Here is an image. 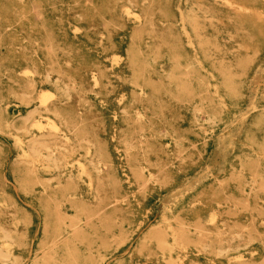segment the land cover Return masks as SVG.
<instances>
[{
	"label": "rangeland",
	"instance_id": "374dc122",
	"mask_svg": "<svg viewBox=\"0 0 264 264\" xmlns=\"http://www.w3.org/2000/svg\"><path fill=\"white\" fill-rule=\"evenodd\" d=\"M0 264H264V0H0Z\"/></svg>",
	"mask_w": 264,
	"mask_h": 264
},
{
	"label": "bare ground",
	"instance_id": "6f19581e",
	"mask_svg": "<svg viewBox=\"0 0 264 264\" xmlns=\"http://www.w3.org/2000/svg\"><path fill=\"white\" fill-rule=\"evenodd\" d=\"M143 1H144V0H143ZM226 2H227V1H226ZM231 6H232V5H231ZM126 8H127V7H126ZM128 10H129V8H128ZM249 10H250V9H249ZM125 12H126V11H125ZM127 12H128V11H127ZM128 13H129V12H128ZM126 14H127V13H126ZM129 14H130V13H129ZM129 14H128V15H129ZM255 14H256V13H255ZM259 16H260V15H259ZM126 19H127V18H126ZM183 28H184V27H183ZM186 39H187V37H186ZM187 44H188V43H187ZM190 45H192V44H190ZM191 47L193 48V46H191ZM193 49H195V48H193ZM94 77H95V76H94ZM43 95H44V94H43ZM43 95H42V96H43ZM44 97H46V96H44ZM47 97H48V96H47ZM48 98H49V97H48ZM48 98H47V99H48ZM38 100H40V99H38ZM42 100H43V99H41V101H42ZM40 103H41V102H40ZM5 108H7V107H5ZM7 112H8V111H7ZM28 115H29V114H28ZM240 115H241V114H240ZM49 120H50V119H49ZM47 121H48V119H47ZM36 123H38V122H36ZM46 124H47V123H46ZM48 124H49V123H48ZM51 124H52V123H51ZM33 125H34V123H33ZM33 125H31V126H33ZM37 125H38V124H37ZM31 126H30V127H31ZM42 126H43V125H42ZM53 126H54V125H53ZM56 126H57V125H56ZM37 127H38V126H37ZM40 127H41V126H40ZM40 127H39V130H42V128H40ZM50 127H51V125H50ZM51 129H52V128H51ZM53 129L55 130V128H53ZM65 137H68V136H65ZM15 141H16V140H15ZM16 142H17V141H16ZM19 142H21V141H19ZM21 143H22V142H21ZM33 145H34V144H33ZM32 147H33V146H31V148H32ZM35 147H36V145H35ZM26 148H27V147H26ZM35 149H36V148H35ZM35 149H34V150H35ZM38 149H39V148H38ZM31 150H33V149H31ZM23 152H24V151H23ZM36 152H37V151H36ZM36 152H35V153H36ZM26 153H27V152H26ZM35 153H34V154H35ZM24 154H25V153H24ZM20 156L22 157V155H20ZM25 156H27V154H26ZM25 156H23V157H25ZM53 157H54V156H53ZM57 158H58V157H57ZM50 159H51V158H50ZM52 161H53V160H52ZM79 163H80V162H79ZM80 164H81V163H80ZM80 164H78V165L80 166ZM82 165H83V164H82ZM80 167H81V166H80ZM82 167H83V166H82ZM50 169H51V168H50ZM82 169H83V168H82ZM64 171H65V170H64ZM83 172H84V171H83ZM80 173H81V172H80ZM40 185H41V184H40ZM183 185H185V184H183ZM181 187H182V185H181ZM183 187H184V186H183ZM187 189H188V188H187ZM181 190H182V189H181ZM178 191H179V190H178ZM64 225H65V224H64ZM67 237H68V236H67Z\"/></svg>",
	"mask_w": 264,
	"mask_h": 264
}]
</instances>
